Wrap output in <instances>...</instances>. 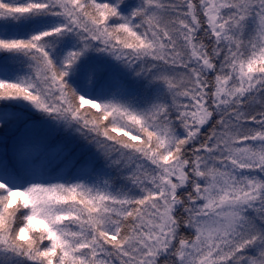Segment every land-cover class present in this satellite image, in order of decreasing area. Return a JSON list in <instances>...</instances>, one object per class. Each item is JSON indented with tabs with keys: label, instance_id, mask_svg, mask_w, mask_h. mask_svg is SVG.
Segmentation results:
<instances>
[{
	"label": "snow or ice",
	"instance_id": "snow-or-ice-1",
	"mask_svg": "<svg viewBox=\"0 0 264 264\" xmlns=\"http://www.w3.org/2000/svg\"><path fill=\"white\" fill-rule=\"evenodd\" d=\"M0 264H264V0H0Z\"/></svg>",
	"mask_w": 264,
	"mask_h": 264
},
{
	"label": "trees",
	"instance_id": "trees-1",
	"mask_svg": "<svg viewBox=\"0 0 264 264\" xmlns=\"http://www.w3.org/2000/svg\"><path fill=\"white\" fill-rule=\"evenodd\" d=\"M0 135H3V130L2 129H0Z\"/></svg>",
	"mask_w": 264,
	"mask_h": 264
}]
</instances>
